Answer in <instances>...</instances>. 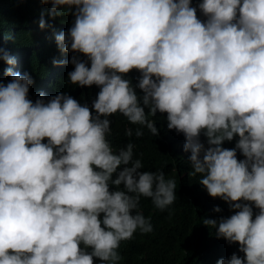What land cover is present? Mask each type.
Listing matches in <instances>:
<instances>
[{"label":"clouds","instance_id":"clouds-1","mask_svg":"<svg viewBox=\"0 0 264 264\" xmlns=\"http://www.w3.org/2000/svg\"><path fill=\"white\" fill-rule=\"evenodd\" d=\"M0 5V264H118L122 241L151 233L141 198L163 212L176 200V181L139 171L133 143L114 150L107 117L119 112L139 125L127 137L144 128L156 136L148 117L157 111L184 134L191 175L238 210L203 220L245 254L217 264H264V0ZM133 69L147 115L124 79ZM234 136L235 148L221 147ZM241 201L259 209L255 219Z\"/></svg>","mask_w":264,"mask_h":264},{"label":"trees","instance_id":"trees-1","mask_svg":"<svg viewBox=\"0 0 264 264\" xmlns=\"http://www.w3.org/2000/svg\"><path fill=\"white\" fill-rule=\"evenodd\" d=\"M35 67L36 69L39 68L38 63L35 64ZM42 71L44 74L49 72L46 67ZM67 73L68 71H64V78H66ZM140 78L141 76L136 69L124 75V79L131 82L140 106L145 108L147 115L150 110L143 105L144 93L137 86ZM63 85L67 93L71 96L76 95L67 78L64 79ZM77 94L83 99H88L79 91ZM92 114L95 115L96 113L92 112ZM103 118L101 117V119ZM107 118L110 120L111 129L107 139L114 150L126 147L127 143L131 142L135 145L134 159H140L144 166L139 171L155 172L162 170L166 179L172 178L176 181V200L163 212L153 206L150 198H141L138 210L146 218H150L153 231L147 234H141L137 231L131 240L122 241L118 249L121 256L118 264H217L219 259H229L234 253L244 258L245 254L239 251L238 243L230 244L223 238L218 239L216 237L217 228L204 225V219L219 222L221 219L229 218L238 210L231 208L228 202L219 197H211L207 189L199 183L200 174L191 175L193 171L189 159L191 153L190 151L185 152L183 147L185 136L175 129H168L167 113L157 111L155 116L148 117L155 122L158 135L153 136L144 128V135L139 138L134 134L132 137L125 136L126 128L131 127L135 130L139 125L130 124L127 118L119 112ZM199 139L205 148L209 146L203 131ZM238 140L239 137L234 136L232 141H224L221 147L233 149ZM236 152L238 161L245 159L239 149ZM122 167L113 174V180L122 170ZM122 189L123 185L119 188L110 185V191ZM241 203H249L252 206L253 219H255L259 209L255 207L254 203L247 201H241ZM216 207H219L221 211H214ZM102 218L103 214H100V219ZM80 247L84 249L83 245ZM84 250L91 252V248ZM93 261L94 264H105L99 258L94 257Z\"/></svg>","mask_w":264,"mask_h":264}]
</instances>
